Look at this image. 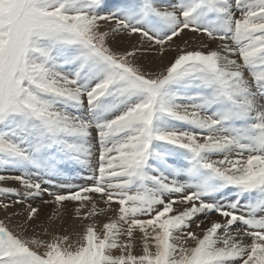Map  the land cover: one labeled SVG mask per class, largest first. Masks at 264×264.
Segmentation results:
<instances>
[{
    "label": "snow or ice",
    "instance_id": "obj_1",
    "mask_svg": "<svg viewBox=\"0 0 264 264\" xmlns=\"http://www.w3.org/2000/svg\"><path fill=\"white\" fill-rule=\"evenodd\" d=\"M0 264H264V0H0Z\"/></svg>",
    "mask_w": 264,
    "mask_h": 264
},
{
    "label": "rangeland",
    "instance_id": "obj_2",
    "mask_svg": "<svg viewBox=\"0 0 264 264\" xmlns=\"http://www.w3.org/2000/svg\"><path fill=\"white\" fill-rule=\"evenodd\" d=\"M12 186H15V185H12ZM69 207H71V205H69ZM51 208H52V206H50V205H48V206H44V207L42 208V214H47V213H49V212L51 211ZM73 223H74V222L71 221V220L67 221V225H68V226L72 225Z\"/></svg>",
    "mask_w": 264,
    "mask_h": 264
}]
</instances>
